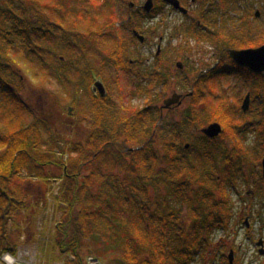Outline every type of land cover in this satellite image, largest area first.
I'll return each instance as SVG.
<instances>
[{
	"label": "trees",
	"instance_id": "trees-1",
	"mask_svg": "<svg viewBox=\"0 0 264 264\" xmlns=\"http://www.w3.org/2000/svg\"><path fill=\"white\" fill-rule=\"evenodd\" d=\"M44 1L0 0V259L4 253L17 251L19 241L10 236L13 221L45 207L50 184L59 182L51 201L57 219L48 224L53 225L51 229L43 231L50 235L41 236L38 247L45 258L44 246L49 245L50 255L57 254L61 264H86L87 254L115 264H224L206 253L219 234L228 231L231 208L228 199L218 201L217 196L231 195L229 183L238 171L234 155L245 153L237 147L230 159L222 152L221 139L205 137L201 147L191 143L189 149L182 143L184 138L193 142L189 131L195 125L204 129L217 121L226 128L230 112L225 101L212 99L218 93L202 91L219 73L197 78L194 102L183 112L182 123L164 126L163 106L157 101L173 84L168 64L157 58L158 64L151 69L138 68L137 64L144 63L141 56L127 50L117 37L114 46L109 44L104 30L88 18L95 14L82 13L94 0H78L75 7L81 14L57 16L56 24ZM69 18L80 27L77 32L62 26L76 28L70 26ZM52 24H59L69 34L65 36L69 43L77 44L78 37L98 46L105 43L109 57L100 67L74 66L60 57L51 69L41 62L32 36L51 34ZM70 34L78 37L68 39ZM73 47L77 45L69 46ZM16 55L30 65L32 74L53 77L66 87L67 82L73 84L65 90L71 107L76 108L84 92L89 96L93 125L85 141L73 145L68 153L55 139L48 140L49 146L43 143L52 135V127L45 118H35L23 100L26 80L18 75L19 70L24 71L15 61ZM105 66L130 76L131 97L148 100V106L133 109L132 104L112 99L110 92L106 98H95L92 86L97 78L106 81L102 75ZM246 76L264 84V75ZM82 77L86 82L80 81ZM158 89L163 92L159 94ZM204 95L211 100L201 102ZM156 139H160L159 149ZM44 185L49 186L47 194Z\"/></svg>",
	"mask_w": 264,
	"mask_h": 264
},
{
	"label": "rangeland",
	"instance_id": "rangeland-1",
	"mask_svg": "<svg viewBox=\"0 0 264 264\" xmlns=\"http://www.w3.org/2000/svg\"><path fill=\"white\" fill-rule=\"evenodd\" d=\"M146 1L147 0H94L95 3L91 2L92 4H86L88 5L87 9L82 11V13L87 10V15L95 14L88 18H92L94 24L98 28L99 26L105 27L108 23L113 24V29L109 27L106 31L108 34H103L105 38L110 41L109 44L114 46L118 41L113 42V40H115L116 37L118 39L120 35L122 42H124L127 47H134L131 53L138 51L144 53V56L143 54H140V56L149 60L148 63H143V65L148 64V68L151 69L155 64H158L157 58H161L159 63L168 64L167 70L170 71L173 77L170 79V82H173V84L168 91L163 92L158 89V93L161 94V92H163V95L162 98H160L161 100L159 102L157 101V104L158 106H163V102L171 98L174 94L185 95L186 98H184L181 105H175L170 109H163L162 107L164 126L170 122L182 123L183 112L190 106L191 102H194V93L197 90V78L205 75L209 70L208 68L217 63V59L205 58L204 56V59L209 61L207 62V66L204 67L201 64L198 66V62L194 59L203 58L198 52L192 50V43L190 41L185 40L187 42V48L183 50L184 52L181 50V47L183 48V46H185V41L180 42L174 37L175 21L177 19L174 18L170 20L168 9L163 13L165 17L157 22L155 21L157 19L146 20L145 18L143 19L135 16L136 12L130 9L129 4L133 2L136 5L135 8L139 9L137 7H143ZM44 3L48 4L47 8H49V11L47 14L53 19V21L51 20L52 22L56 21L57 16L66 17L69 14L68 12H72L75 15L81 14L80 9L75 7L80 4L78 0H45ZM132 15L135 17L136 21L146 22V24L150 22V27L156 28L155 32L151 34L149 38L146 47L147 53L143 52L141 47H137L135 43L131 42L133 38L132 25H134V23L136 24V22L132 24H125V22L128 17ZM69 20L71 22H68L70 26H75V29H70V27H66L63 24L62 26L71 32H77V29L79 30L80 27L70 18ZM181 20L182 19L179 18L178 23L183 22ZM61 21L64 22L63 18ZM79 21L80 20H78V22ZM16 23L18 24V21H16ZM55 24L51 26L53 30L51 34L46 32L44 34L41 33L32 36V46L35 47L38 54L42 55L41 62L48 63L51 69H55L54 67H56L60 57H64L70 61L71 64H74V66L83 63L86 66L89 65V67H100V63L109 57L110 52L105 50L103 45L98 46L91 42L88 43L83 38H79L77 34H70V38H68L74 39L78 37L77 44H74V42H67L65 36L69 34L65 33L59 24ZM116 24L119 27L115 28ZM11 25L13 26L14 24ZM103 33H105V30ZM161 37L165 39L162 44L160 43ZM118 40H120V38ZM72 44L73 46L77 45V47L70 49L69 46ZM159 44L162 45L163 50L161 56L156 57L155 55L158 51L157 46ZM116 47L117 46H115L114 49ZM226 60L223 61L226 62ZM15 61L19 68L24 71L22 72L19 70L18 75L24 77L26 80L22 85L23 89L21 94L23 100L30 108L31 113L36 116L35 118H45L52 127V135L46 136V141L43 143L49 146L50 143L48 140L50 138L55 139L56 143H60V146L64 147L65 152L68 153L73 145L81 143L82 141L84 142L93 125V115L90 113L91 101L86 92L83 93L80 99L81 101L75 106L76 108L71 107L70 98L65 97V90L67 87H72L73 84L67 82L66 87L53 77H44L42 73H38L37 75L32 74V68L21 55H16ZM178 63L184 65L183 70L178 69ZM113 67L114 66L102 68V75L104 74V77H106L105 83L112 99L124 102L126 106L132 104L133 109L141 110L142 108H146L148 106V100L131 97L132 78L123 74V72L115 70ZM245 76L246 73L239 70L232 73H219L213 77L214 79L210 83L204 85L202 89L204 94L208 91L215 94L218 93L215 96L213 95L212 99L218 98L220 101H225L227 109L230 112V116L226 121L227 125L225 126L228 137L232 139H245V148L242 145V148L245 149V151L242 150V153H245V156L241 155V160L237 159L235 162V165H237L235 168H238V171L233 175V179L229 183L230 186H235L236 188L230 192L231 195L228 193L226 198L220 196V194L217 196L218 201L222 198L225 200L228 199L227 206L231 208V219L229 218L227 225L228 231L219 234L217 240L208 248L207 251L209 252L206 253L208 254V258H218V263L222 262L224 264H227V259L230 257L231 251L235 253L233 264H264V256L258 253V248L254 245L255 242L258 243L262 238L264 239V179L262 175V161L264 159V84L261 79H249ZM33 77L36 78L33 79ZM185 78H187L188 81L185 84L181 83ZM133 80H136L134 76ZM80 81L86 82V78L82 77ZM178 85H181L180 88L177 87ZM185 85L188 87L183 89ZM248 93H251L253 103L251 110L248 113H244L241 109L240 99L242 98L244 100V97ZM197 94L200 95L199 89ZM204 99L210 101L211 97L209 95L204 98L200 97L201 102ZM71 109L72 111L70 113ZM34 119L30 118V120ZM258 121L261 122L258 131H253V126L250 124V131L247 132V134H240L235 137L239 128L244 126L245 123H258ZM201 129L203 128L198 125L193 126L189 131L191 135L193 134V142L184 138L182 143H184V145L194 143L198 147H201V145L205 143V139H203L205 137L202 136ZM168 137L171 139L170 136ZM224 138L225 134L219 138L221 139L222 152L224 154L227 152L228 157L232 159L233 156H229V152L232 155L235 153V149L229 150V147H227L223 141ZM159 140L160 139H156L155 147L157 149L160 148ZM235 147L237 148L238 145H235ZM64 158L67 160L66 155H64ZM228 162L231 161H227V163ZM219 163L224 162L220 160ZM56 174H61V172H56ZM56 184L57 183L52 182L50 184L51 188L54 189ZM255 185L258 187H255ZM43 189L46 194L49 192L48 185H44ZM235 190L240 193L237 197L233 195ZM47 204H50V202H46L45 208L43 209L38 210L34 208L31 215L27 214L25 216L21 214L17 216V219L11 224L12 229H14V231H11V238L14 239V241L21 240L19 244L16 243V245L20 247L18 252L23 249H28L32 251V253H36L37 256L39 252V257L43 264H54L59 261V258L57 254L50 255L48 250L49 245L44 246L47 249V259L41 251L36 249L37 242L39 241V243H41L40 237L44 234L43 231L45 229H51L53 225L49 227L48 224H50V221L54 222L57 219L53 206H48ZM32 215L36 217L34 220L30 219ZM247 218L249 219L248 225L250 224V227H248L251 229L250 232L249 229H247L246 223H244ZM49 235L50 234H46L44 238H47ZM23 237L25 238L22 239ZM248 237H250V240ZM33 255L34 254H32V256ZM87 255V258L91 256L96 258L94 255ZM223 256L225 258H223ZM104 261L108 264H115L108 260Z\"/></svg>",
	"mask_w": 264,
	"mask_h": 264
},
{
	"label": "flooded vegetation",
	"instance_id": "flooded-vegetation-1",
	"mask_svg": "<svg viewBox=\"0 0 264 264\" xmlns=\"http://www.w3.org/2000/svg\"><path fill=\"white\" fill-rule=\"evenodd\" d=\"M150 0H147L145 2V5L143 7L139 6L136 9L135 3H130L129 7L132 11H135V16H138L139 18H145L146 20H155L156 22L160 19L164 18L165 15H163L166 10H169V16L170 20H173L174 18L177 19L175 21V28H174V37L177 38L178 41L183 42L185 40H188L192 43V50L199 53V55L203 58H197L194 59L198 62V66L201 64L204 67L207 66V62L204 59L209 57L210 59H217V63L211 67H209L208 72H216V73H229L235 70L239 71H245L248 75H254L255 77H258L259 75H264V73H257L254 72L252 69H250L247 66H243L238 64L232 57L231 52L232 51H247V50H256L264 46V0H174L179 3L181 9L175 8L173 4V0H151L152 1V9L147 12L146 10V4ZM183 9V10H182ZM179 18H181L183 22L178 23ZM136 22V24L134 23ZM128 23H134L132 25V35L133 38L131 42L135 43L137 47H141L143 49V52L147 51V45L149 42V38L151 37V34L155 32L154 27H150L149 24H146V22H140L136 21L135 17L129 16L126 20L125 24ZM111 27L113 29V24L108 23L107 26H99V28L105 30V35L108 33L106 32L107 29ZM119 27L116 24L117 28ZM147 28V31H146ZM138 34V35H137ZM167 34V33H166ZM120 41L122 43V38L119 35ZM118 38V39H119ZM164 38H160V43L162 44L164 42ZM102 43L103 41L100 40ZM98 43H95L97 45ZM185 46L183 48L181 47V50H186L185 48L187 45V42H184ZM105 43L103 44V48L107 51H109V48H105ZM113 49V48H111ZM133 51L134 47H127V50ZM157 53L156 57L161 56V52L163 50L162 45L157 46ZM211 50V51H209ZM184 52V51H183ZM136 53V54H135ZM135 55H139L144 53L138 51L135 52ZM147 53V52H146ZM210 55H209V54ZM227 59V60H226ZM130 61V64H134V60L128 59ZM144 62H149L148 59H144ZM200 60V61H199ZM223 60H226L224 62ZM229 60V61H228ZM101 65V63H100ZM148 64L146 65H140L137 64L138 68H148ZM183 68L179 70L184 69V65L182 64ZM107 67V66H105ZM202 76L198 77L201 78ZM105 83V82H104ZM106 85V83H105ZM107 87V85H106ZM108 89V87H107ZM250 95V108L247 112L243 111V104L247 98V96ZM95 98H102L100 94L95 95ZM243 100L240 99L241 102V109L244 113H248L251 110V106L253 103L252 95L251 93H248ZM224 101V100H223ZM243 102V104H242ZM218 122H214L212 124H215ZM210 124V125H212ZM253 126V131H258L259 125H261V122L258 121V123H245L244 126H241L239 131L235 134V137L239 136L240 134H247V132L250 131L249 125ZM209 125V126H210ZM207 126V127H209ZM206 127V128H207ZM248 127V128H246ZM205 129V128H204ZM202 131V129H201ZM225 134V138L223 141L229 147V150H234L236 147L235 145H238V148L245 151V139H232L231 137H228L226 134V129L223 127V133L215 139H219L222 137V135ZM206 137L207 139H211L205 135H202ZM241 150V151H242ZM229 155L230 152H229ZM242 154H235L238 159L241 160ZM239 162V161H238ZM262 175L264 179V159L262 161ZM232 163V162H228ZM245 179V178H244ZM255 187H258L255 185ZM236 187H232L234 190ZM233 195L239 196L240 193L235 190L233 192ZM242 198V197H241ZM243 199V198H242ZM247 227H250L249 219L247 218L245 222ZM261 224V221H260ZM249 227L247 229H249ZM251 229H249V232ZM247 232V233H249ZM250 240V237H248ZM262 241V246H259L260 242ZM255 247L258 249V253L264 256V239L262 238L258 243H254ZM261 251L263 253H261ZM232 252V251H231ZM230 252V253H231ZM235 254V253H234ZM230 260V257L228 258ZM234 259V258H233ZM230 262V261H229Z\"/></svg>",
	"mask_w": 264,
	"mask_h": 264
},
{
	"label": "water",
	"instance_id": "water-1",
	"mask_svg": "<svg viewBox=\"0 0 264 264\" xmlns=\"http://www.w3.org/2000/svg\"><path fill=\"white\" fill-rule=\"evenodd\" d=\"M173 4L175 8L181 9L178 2L173 0ZM152 6H153L152 1L150 0L145 7L147 12H149L152 9ZM231 55L238 64L247 66L250 69H252L254 72L264 73V46L256 50H247L241 52L232 51ZM177 67L178 69L183 68L181 63H178ZM92 92L95 95L100 94L102 98H106L108 96V89L104 84L103 79L101 78L96 79L94 85L92 86ZM182 102H183V96L180 94H174L171 98H168L164 101L163 109H170L175 105H181ZM249 108H250V95L247 96L243 104V111L247 112ZM202 133L211 139H215L218 138L223 133V128L221 124L215 123L203 129ZM189 147H190L189 145H186L187 149ZM258 245L262 246V241ZM261 253L263 252L261 251ZM233 258H234V251H232L230 255L231 264H233Z\"/></svg>",
	"mask_w": 264,
	"mask_h": 264
},
{
	"label": "built area",
	"instance_id": "built-area-1",
	"mask_svg": "<svg viewBox=\"0 0 264 264\" xmlns=\"http://www.w3.org/2000/svg\"><path fill=\"white\" fill-rule=\"evenodd\" d=\"M38 250V248H36ZM32 254H34L32 256ZM0 264H43L41 258L36 253H32V251L28 249H23L16 254L6 253L3 256ZM86 264H106L103 261L95 258L88 257L86 259Z\"/></svg>",
	"mask_w": 264,
	"mask_h": 264
}]
</instances>
